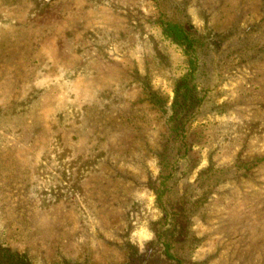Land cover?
I'll return each instance as SVG.
<instances>
[{"label": "rangeland", "instance_id": "rangeland-1", "mask_svg": "<svg viewBox=\"0 0 264 264\" xmlns=\"http://www.w3.org/2000/svg\"><path fill=\"white\" fill-rule=\"evenodd\" d=\"M0 264H264V0H0Z\"/></svg>", "mask_w": 264, "mask_h": 264}, {"label": "trees", "instance_id": "trees-1", "mask_svg": "<svg viewBox=\"0 0 264 264\" xmlns=\"http://www.w3.org/2000/svg\"><path fill=\"white\" fill-rule=\"evenodd\" d=\"M170 33L172 35L171 37H173L174 40L177 43L183 45L186 50L191 51L192 45L188 41L187 37L185 35L183 36V32L181 30H173V31H170ZM184 79H185V77H179V78H177L176 83H178L179 85H181V84L185 83L184 82ZM182 87L184 88L183 94L186 95L185 94V91H188L187 86L185 84H183ZM186 101H187V96H184L183 103L186 102Z\"/></svg>", "mask_w": 264, "mask_h": 264}]
</instances>
